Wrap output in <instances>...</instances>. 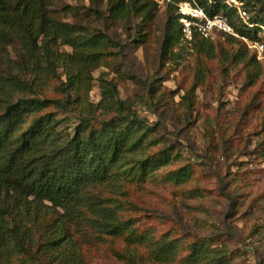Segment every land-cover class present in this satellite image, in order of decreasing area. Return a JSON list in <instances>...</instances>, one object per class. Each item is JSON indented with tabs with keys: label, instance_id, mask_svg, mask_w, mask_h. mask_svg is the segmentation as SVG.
Listing matches in <instances>:
<instances>
[{
	"label": "rangeland",
	"instance_id": "374dc122",
	"mask_svg": "<svg viewBox=\"0 0 264 264\" xmlns=\"http://www.w3.org/2000/svg\"><path fill=\"white\" fill-rule=\"evenodd\" d=\"M43 1L51 18L74 25L72 39L48 43L49 54L44 35L35 47L20 28L0 40V113L21 100L61 101L28 113L21 132L51 112L63 143L83 116L120 118L119 100L129 107L121 127L139 144L69 211L0 180V264H186L195 241L210 249L203 264L221 254L219 264H264V60L228 39H181L164 55L169 0H152L148 36L137 13L114 18L110 0ZM243 1L264 26V0ZM100 32L113 40L104 62L67 86L78 43ZM170 240L180 243L174 260H157L154 246Z\"/></svg>",
	"mask_w": 264,
	"mask_h": 264
},
{
	"label": "trees",
	"instance_id": "16d2710c",
	"mask_svg": "<svg viewBox=\"0 0 264 264\" xmlns=\"http://www.w3.org/2000/svg\"><path fill=\"white\" fill-rule=\"evenodd\" d=\"M182 1L185 0H171L169 3L170 12H175V15L171 16L164 42L166 56L174 54L182 39L181 24L176 13L177 4ZM199 1L209 13L215 14L224 9L232 18L233 9L211 6L206 0ZM249 3L253 6L252 1ZM155 6L156 3L152 0H110V12L114 18H125L132 12L142 18L140 27L145 36L151 33ZM229 9L232 10L231 13ZM255 19L261 22L257 17ZM17 28L25 31L35 47H38L39 39L44 35L43 48L47 54L50 53L48 43H56L61 38L72 39L74 33V25L49 16L43 0H0V40H7L11 31ZM242 31L249 32L253 39H257L260 28H242ZM84 36L78 43L76 55L71 56L78 68L67 71V86L84 85L87 78L92 77L93 71L104 62L109 42L113 43L108 35L101 32ZM217 39H228L231 43H238L245 53L252 52V62L264 60L258 59L257 52L241 40L230 36H220ZM195 41L204 46L206 42L214 40L196 38ZM211 53L208 51L207 54ZM107 92L112 97L118 94L115 87L107 89ZM187 97L192 106L190 94ZM49 102L61 101L21 100L0 113V180L7 181L23 195L50 202L69 211L79 200L83 190L109 178L113 170L128 156V152L139 143H130L131 130L129 127H121L120 120L125 117L124 113L129 107L119 100L113 102V105L117 106L120 118L100 120L95 115L83 116L76 133L69 135L63 143L55 136L57 122L51 112L37 115L27 129L21 132L26 124L27 114L40 112L49 106ZM128 117L137 122L138 117L134 111H130ZM93 120L97 123L88 131ZM179 247V240L163 241L156 244L152 252L157 260L170 262L174 260ZM191 249V254L185 259L186 264H203L207 256H210L206 241L193 242ZM222 256L215 255L214 258H218V261L214 260L213 264L223 262Z\"/></svg>",
	"mask_w": 264,
	"mask_h": 264
},
{
	"label": "built area",
	"instance_id": "2783aa9c",
	"mask_svg": "<svg viewBox=\"0 0 264 264\" xmlns=\"http://www.w3.org/2000/svg\"><path fill=\"white\" fill-rule=\"evenodd\" d=\"M211 6H227L234 10L241 20L242 28L264 29L256 21L252 11L243 0H206ZM171 2V0H169ZM177 15L182 30V41L192 43L196 38L215 40L220 36L233 37L243 41L247 46L257 52L258 59L264 58V38L258 35L253 39L249 32L242 31L236 26L228 14L217 12L211 14L199 0H185L177 4ZM261 32V30L259 31Z\"/></svg>",
	"mask_w": 264,
	"mask_h": 264
}]
</instances>
